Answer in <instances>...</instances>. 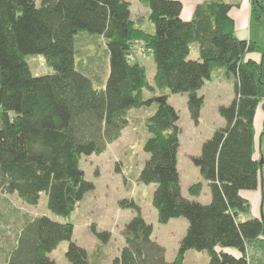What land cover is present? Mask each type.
<instances>
[{"label":"trees","instance_id":"16d2710c","mask_svg":"<svg viewBox=\"0 0 264 264\" xmlns=\"http://www.w3.org/2000/svg\"><path fill=\"white\" fill-rule=\"evenodd\" d=\"M140 1L148 8L151 31L135 24L129 0H0V193H14L31 206L43 194L47 211L67 219L94 186L80 157L102 153L127 126L128 112L145 107L146 159L136 180L154 185L150 201L158 223L184 217L186 226L168 260L139 203L121 198L120 207L135 214L109 264H186L190 249L206 252L204 264H251L246 244L251 240L264 251V223L247 215L240 191L257 188L264 165L254 157L253 131L257 105L264 109V82L260 61L247 53L264 46L235 35L231 2L205 0L183 20L179 0ZM263 2L250 0L251 24L264 25ZM80 31L103 40L107 76L99 85L78 62ZM133 42H142L154 59L157 87L130 59ZM194 46L197 58L188 57ZM30 54L42 55L53 72L32 75L25 60ZM219 67L233 88L231 101L217 107L224 123L191 158L209 188L204 203L180 193L179 114L167 99L185 93L187 112L198 124V90ZM200 187L191 183L189 196H198ZM22 218L0 264H57L49 254L63 240L65 264H92L87 249L72 238L70 221L44 213ZM91 229L102 243L109 240V230Z\"/></svg>","mask_w":264,"mask_h":264},{"label":"rangeland","instance_id":"374dc122","mask_svg":"<svg viewBox=\"0 0 264 264\" xmlns=\"http://www.w3.org/2000/svg\"><path fill=\"white\" fill-rule=\"evenodd\" d=\"M39 2L40 0H36ZM132 3V13L144 15L147 6L140 0H130ZM264 4V2H263ZM148 17V16H147ZM140 26L147 28V23L143 22ZM251 31L256 36L257 46H264V25H251ZM263 31V32H262ZM76 48L78 49V62L80 67L88 73L95 85H99L106 78V60L103 53V40L98 34H88L80 31L75 35ZM130 59L136 60L146 70L147 81L152 86L157 87L156 69L154 59L148 54L142 42L131 44ZM257 61L261 65V79L264 82V49L256 50ZM196 48L190 51L188 57L196 58ZM31 74L42 75L53 72L52 67L47 65L45 59L40 54H30L25 58ZM223 68L219 67L212 72V84L222 81V90L203 86L199 93H203L204 113L198 119V124L193 123L186 107L185 93L170 94L167 101L173 105L179 114L177 123L179 125V142L177 150V162L180 168V178L182 188L195 181L201 184L200 194L196 197L188 196L189 199L202 200L205 181L199 174V169L192 163V155L199 153L200 137L207 138L205 132L216 124L215 118L218 114L214 110L216 102L221 99L223 103L231 101L232 91L228 97L223 90L231 84L223 77ZM204 84V83H203ZM202 84V85H203ZM233 90V88H232ZM219 95L220 98L217 96ZM228 97V98H227ZM201 107V108H202ZM201 110V109H200ZM201 113V111H200ZM129 121L123 129L118 139L106 146L100 154L82 155L80 157V168L84 171V176L94 186L83 195L68 215L67 219L48 212L45 206V196L42 194L38 203L34 206L26 205L14 193H0V255L3 248H6L14 241L15 234L19 230L22 217L28 215L47 214L57 221L68 220L73 224L72 238L89 253L92 264H109L113 256H116L122 247V230L127 222L135 213L130 208L120 207L118 200L121 198H133L140 205V211L147 222L152 223V235L157 242L165 246V256L168 260L172 259L178 248V241L182 237L186 222L184 217L171 218L165 223H158L156 212L151 204L150 198L153 192V184L144 185L136 180V175L140 170L146 154L143 152L142 143L147 137L146 129L143 125L144 117L149 114L148 108H133L128 112ZM264 120V119H263ZM216 127L218 125H215ZM215 128V127H214ZM264 129V125H263ZM203 179V180H202ZM206 182V181H205ZM207 184V182H206ZM189 186V185H188ZM187 186V188H188ZM208 187V186H207ZM186 188V189H187ZM188 194V189H187ZM189 195V194H188ZM248 201V200H247ZM249 204V203H248ZM262 219V218H260ZM263 220V219H262ZM185 225L183 226V223ZM92 225L97 229H107L110 238L106 243H102L92 232ZM67 241L63 240L49 254L57 264H65L64 257ZM249 251V250H248ZM186 264H202L204 251L187 250L184 253Z\"/></svg>","mask_w":264,"mask_h":264},{"label":"crops","instance_id":"0c3cea01","mask_svg":"<svg viewBox=\"0 0 264 264\" xmlns=\"http://www.w3.org/2000/svg\"><path fill=\"white\" fill-rule=\"evenodd\" d=\"M182 3V9L180 11V16L181 18L184 20H189L192 16H193V10L194 7L197 3H201L204 2L205 0H179ZM224 1H228L233 3L234 5L229 9V14L233 19L234 22V33L238 38H244V39H248V38H252L253 40H256V36L253 35V32L251 31V23L249 21L250 19V0H224ZM129 4H130V15L131 18L134 20L135 24L140 26L143 22L147 23V30L151 31L153 28V25L150 24L148 18H147V13L148 10L145 9L144 11V15H146L145 17L142 16L139 13H136L133 15L132 13V3L129 0ZM263 32V31H262ZM264 33L261 34L260 38L263 36ZM257 41V40H256ZM257 52H251V53H247V57H253L254 59L258 60L257 58ZM197 58V52H196V56ZM213 76L211 75L210 79L205 81L204 84L199 88L198 92L200 91V89L205 86V85H209L208 87L217 89L218 92L219 90H222V86L223 82L222 81H217L218 83H216L215 85L212 84V80H213ZM226 90H223V92L226 91L225 94H227V96H230V93L232 91L233 94V90L232 87L226 86ZM203 94V93H201ZM218 98L219 95L217 96ZM227 97V98H228ZM232 97V96H231ZM222 100L225 99H221L218 100V102H216L215 104V109H217V107L219 105H221L223 103ZM225 104V103H224ZM204 109V105L201 108V113H200V120L201 117L204 113L203 111ZM264 109L262 108V104L259 103L256 107V111L254 113V117H253V131H254V157H258L261 163L264 164V129H263V125H264ZM215 122L216 124H213L207 132H205V135L203 136H210L212 130L214 129V127L216 128L215 125L222 126V124L224 123L222 117H220L219 115H216L215 118ZM207 137V138H208ZM204 139H206L205 137H200V140L198 142L199 144V150H200V146H201V141H203ZM177 167H178V162H177ZM178 178H179V189H180V193L185 196L188 197L189 195L187 194V186L190 184L185 185L183 188L181 186V178H180V168L178 167ZM203 180V179H202ZM202 188H203V196H202V200L201 202L207 203L210 199H209V188L207 187V184L205 181H203L202 184ZM240 194L242 197H244L246 200H248L249 203V212H248V216H252V217H256V218H262L263 219V223H264V165L263 168L260 172V179L258 181L257 184V188L256 189H251V190H241ZM183 226L185 225V222H182ZM264 237V234H263ZM157 241V240H156ZM247 248L249 250V252L251 253V259L249 261V263L251 264H264V251H262L263 249L260 247V245H256L253 243V241L249 240L247 242ZM207 256L203 255V260H202V264H204L206 262Z\"/></svg>","mask_w":264,"mask_h":264},{"label":"bare ground","instance_id":"6f19581e","mask_svg":"<svg viewBox=\"0 0 264 264\" xmlns=\"http://www.w3.org/2000/svg\"><path fill=\"white\" fill-rule=\"evenodd\" d=\"M196 182V181H195Z\"/></svg>","mask_w":264,"mask_h":264}]
</instances>
